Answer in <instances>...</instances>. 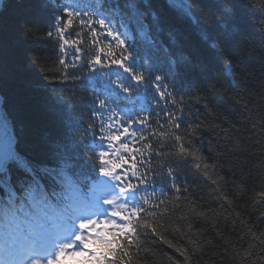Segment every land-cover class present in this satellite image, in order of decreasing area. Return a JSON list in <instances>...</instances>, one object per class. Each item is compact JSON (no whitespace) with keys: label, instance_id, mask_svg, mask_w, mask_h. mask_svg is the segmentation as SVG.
Segmentation results:
<instances>
[{"label":"snow or ice","instance_id":"6c2138e0","mask_svg":"<svg viewBox=\"0 0 264 264\" xmlns=\"http://www.w3.org/2000/svg\"><path fill=\"white\" fill-rule=\"evenodd\" d=\"M173 6L200 23L198 0H173ZM213 6L215 33L202 32L201 52L179 61L168 47V70L142 54L145 46L158 47L154 26H162L159 14L149 13L152 0H38L35 13L15 22L22 36L53 49L54 67L21 47L13 78L22 87L14 106L0 66V264H152L149 244L166 245L191 264L193 252L202 251L197 240L190 239L189 249L166 235L174 228L194 236L193 220L211 214L198 210L188 176L240 218L235 201L247 186L227 179L219 148L213 153L205 143L218 132L232 143L215 109L218 101L253 119L252 101L245 99L252 86L243 82L240 53L250 27L264 38V0H214ZM29 66L39 73L35 79L28 78ZM37 100L52 113L62 105L82 115L76 122L58 116V128L54 124L45 138L29 143L13 108L35 111ZM238 148L236 141L233 150ZM260 166L264 170V161ZM255 201L264 204V186ZM259 221L240 220L244 235L231 250L235 264H264V212Z\"/></svg>","mask_w":264,"mask_h":264},{"label":"trees","instance_id":"16d2710c","mask_svg":"<svg viewBox=\"0 0 264 264\" xmlns=\"http://www.w3.org/2000/svg\"><path fill=\"white\" fill-rule=\"evenodd\" d=\"M198 2L196 15L200 17V23L197 25L194 18L189 20L179 8L173 6V0H152L153 7L149 9V13L152 16L159 14L162 26H154L153 35L158 47L149 50L145 46L142 54L150 55L153 62L164 70H168L167 61L171 58L168 47L171 48V52L175 54L178 61L188 54L198 55L203 48L202 32L215 33L218 27L216 9L213 6L214 0H198ZM37 3L38 0H0V66L9 76V92L13 96L14 106L16 104L15 91L22 87V82L13 78L20 72L19 50L21 47H28L40 53L42 59L48 62V66L54 67L53 49L45 46L43 41L25 38L16 29L15 22L35 13L38 10ZM246 34L248 39L245 49L240 53L242 61L240 68L243 72V82L252 86L247 90L245 99L252 101L248 108L253 119H247L245 114L238 108H233L229 101H218L215 109L226 120L227 123L222 125V128L225 133H230L232 143L228 142L229 137L218 132L206 137L205 150H208L210 145L211 151L216 153L219 148L218 154L224 163L225 171L229 173L227 179H235L237 185H246L247 194H237L236 211L241 215L239 219H236L215 200L211 195V188L193 183L192 176L186 178L191 194L198 197V210L211 214L207 219L193 220V223L198 225V230L194 229V236H180L174 228L170 229L166 235L174 245L189 249H192L190 239L197 240V245L202 248V251L193 252L191 264H235L231 250L232 247H240L243 243L240 237L244 235L240 220L251 219L259 224L260 213L264 212V204H257L255 201V193L264 186V170L260 166L261 161H264V129L260 127L264 124V120L260 119L264 116V96L261 95L264 89L260 87L264 83V38L253 27H250ZM27 74L30 79H35L39 75L30 66ZM211 74L212 70L208 69L206 76H211ZM174 75L177 77V91H182L183 89L179 86L182 79L179 66ZM71 91L73 90L69 86L67 94L71 95ZM74 91L78 97L83 94L81 89H74ZM241 91L244 90L241 89ZM36 103L38 107L35 111L22 113L15 107L13 108V114L17 119L23 120V126L19 130L29 143L39 142L45 138L53 131L54 124L58 128L61 123L58 116L63 120H69L67 110L63 109L62 105L59 113H52L43 106L42 101L37 100ZM74 111H76V118L82 115L79 111ZM71 118L76 120L74 117ZM236 141H239V148L233 150V144ZM228 190H232L231 184ZM183 203L180 201V204ZM183 214H185L183 211L176 212V219L178 220ZM184 230L186 231V228ZM248 242L252 241L248 240ZM146 246L149 248L152 264H169L168 256H174L180 264H183V258L166 245L149 244ZM225 248L228 249L227 253ZM143 255L144 253H141L142 257Z\"/></svg>","mask_w":264,"mask_h":264}]
</instances>
